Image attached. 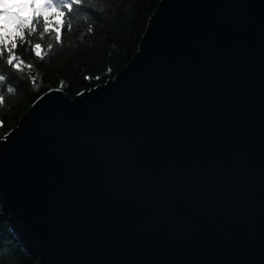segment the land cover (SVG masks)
<instances>
[{
  "label": "water",
  "instance_id": "1",
  "mask_svg": "<svg viewBox=\"0 0 264 264\" xmlns=\"http://www.w3.org/2000/svg\"><path fill=\"white\" fill-rule=\"evenodd\" d=\"M3 135L34 264H264V0H159L112 77Z\"/></svg>",
  "mask_w": 264,
  "mask_h": 264
},
{
  "label": "trees",
  "instance_id": "2",
  "mask_svg": "<svg viewBox=\"0 0 264 264\" xmlns=\"http://www.w3.org/2000/svg\"><path fill=\"white\" fill-rule=\"evenodd\" d=\"M158 1L91 0L88 19L78 11L71 14L76 17L71 19L64 9H45L44 18L48 19L49 31L41 37L42 18L35 24L36 31L31 35L26 32L25 38L33 45L40 43L42 52L47 55L43 59L36 57L25 43L19 44L16 51L26 64L33 65L31 71L25 68L17 72L0 62V68L8 76V83L16 88L11 94L6 89H0L5 96L4 103L0 105V137L16 124L19 115L45 90L60 87L73 95L112 77L137 49L139 37ZM53 2L59 4L68 0ZM101 8L103 12L99 11ZM31 16L32 11L28 17ZM69 20L72 23L70 31L67 29ZM58 25L61 27L57 28ZM89 26L92 31H88ZM15 31L16 28H13L8 33H13L15 38ZM57 33L60 41L55 40ZM49 43L52 44L51 50L47 47ZM31 76L37 77L35 85ZM36 259L37 256L21 246L0 206V264H34Z\"/></svg>",
  "mask_w": 264,
  "mask_h": 264
},
{
  "label": "snow or ice",
  "instance_id": "3",
  "mask_svg": "<svg viewBox=\"0 0 264 264\" xmlns=\"http://www.w3.org/2000/svg\"><path fill=\"white\" fill-rule=\"evenodd\" d=\"M28 6L32 9V16H21L19 13H16V31H15V38H13V33H5L3 31V24H0V62L3 64L10 66L17 72L24 71L27 68L29 71L32 70L33 65L31 63L25 62L20 55L17 54V48L19 44L27 43L30 48L31 52L40 59H43L47 53L42 52L41 44L36 43L32 44L30 40H26L25 33L27 32L29 35L36 31L35 24L39 23L40 20L43 18V32L41 33V37L44 33L49 31V22L47 18H44V10L47 8L58 7L61 9L66 10L67 14L71 17V19H75V16L71 14L74 11H78L84 13V18L88 19L90 10L92 9L91 0H68V2H62L59 4H55L53 0H27ZM99 11L103 12V9H99ZM3 12H0V15H3ZM35 22V23H34ZM61 26H57L59 28ZM72 28V23H67V29L70 31ZM88 31H92L91 26H89ZM61 37L59 33L55 36L56 41H60ZM48 49H52V44H48ZM27 51V49H26ZM5 53L6 58H5ZM111 71V69H109ZM90 79V77H89ZM99 79V77H96ZM37 77L31 76V81L33 85L36 84ZM63 85V81L61 82ZM0 89H6L7 93H14L16 88L13 87L10 83H8V76L4 73L3 69L0 68ZM5 96L2 91H0V105L4 103Z\"/></svg>",
  "mask_w": 264,
  "mask_h": 264
},
{
  "label": "rangeland",
  "instance_id": "4",
  "mask_svg": "<svg viewBox=\"0 0 264 264\" xmlns=\"http://www.w3.org/2000/svg\"><path fill=\"white\" fill-rule=\"evenodd\" d=\"M32 9L28 6L27 0H0V24H3V31L8 33L16 28V13L21 16H29Z\"/></svg>",
  "mask_w": 264,
  "mask_h": 264
}]
</instances>
